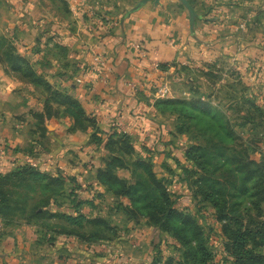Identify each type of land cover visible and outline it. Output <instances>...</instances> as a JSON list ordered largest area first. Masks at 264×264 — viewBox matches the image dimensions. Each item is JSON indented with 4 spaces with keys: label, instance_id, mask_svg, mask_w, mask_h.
<instances>
[{
    "label": "rangeland",
    "instance_id": "1",
    "mask_svg": "<svg viewBox=\"0 0 264 264\" xmlns=\"http://www.w3.org/2000/svg\"><path fill=\"white\" fill-rule=\"evenodd\" d=\"M21 1L26 7L31 4L29 0ZM48 1L47 7L42 1L40 6L43 10H48L50 16H31L29 13H23L22 16H18L17 10L15 11L14 0H0V37L3 36L9 43L11 42L17 52L28 60L31 66L42 74L52 86L75 96L72 92L76 85L82 87L88 83L87 79L80 75H85L86 71L90 72V68L83 70L81 65L75 61V55H78L76 51H78V45H85L84 47L87 48H89V45L83 43L82 39L75 41L76 43L73 45H66L65 42L69 41V37H78L77 16H72L66 0H63L68 7L66 11L63 10L62 2L58 0L54 2L53 0ZM191 1L195 3L198 1V4L196 3L197 6H201L202 11L200 13L204 15L200 16L202 21H206V18H209L211 23L220 24V22H226L233 30L232 36L238 38L240 51L242 50L241 52L244 51L246 53L249 50L248 53L252 54L250 53L251 50L258 48L257 54L260 57L253 58V55L246 53L247 57H245V60H241L237 58L239 56V51L237 50L234 55L233 53L220 55L216 59L203 64L196 65L191 62L175 63V66H172V72L157 68L155 71H160L156 73L154 78L148 82L145 81L146 83L141 82L139 84V92L142 95L140 97L143 104L147 105V108L150 107L149 109L152 108L154 110L153 113L146 114L147 118L157 124L160 130H156V135L154 134L153 137L145 135L144 139H141L140 135L137 134L127 133V135L134 141L135 155L133 157L135 159L146 158L151 160L155 173L165 182L172 198L176 200V209L195 216L196 220L204 228V240L206 241L208 252L212 256V260L208 264H232V253L230 251L228 253L225 250L226 241L225 239L223 240L221 227L216 220L215 209L209 204L203 203L201 197L196 196L195 192L197 191V181L209 177L213 171L215 172H213L214 175L218 171L217 175L220 182H225L222 178L227 179V184L232 182L229 173L224 171L225 168L216 169L217 160L222 154L230 161L237 162L246 156L242 151L245 149V145L249 144L253 146V149L246 158L255 164H264V0H212L209 3V10L205 8L202 0ZM120 4L122 7L125 6L122 2ZM107 7L100 6V8H97L96 16H83L82 19L87 21L86 31L98 32L100 23H103V25L111 23L113 26L117 24L118 27V19L116 20L118 16L102 15H106L108 12L110 14H124L126 10L119 9L118 5L116 6L117 10L114 11H109V9L115 6ZM222 7L227 9L226 13H222ZM99 13L101 16H97ZM206 13L207 15L210 14L211 17L206 16ZM71 41L73 42L72 39ZM137 49L140 50L139 47ZM90 54L97 66L101 65L103 68L106 67L104 70H108L109 67L105 65L107 62L105 56L97 52H90ZM142 57H145V54L139 56L138 59ZM94 60H97V62ZM208 65L214 66V77L208 76L206 78L203 76V72L209 71ZM91 67L94 66L92 65ZM180 67L187 68V71L179 72ZM0 70L4 76L18 84V87H12L10 94L13 95V98L9 99L10 103L8 105L6 102L2 103L0 101V136L5 141V144H2L4 148L14 152L19 149L30 150L32 148L33 151L31 153L38 156L37 160L41 163L42 168L46 169L45 172L54 175L60 172L65 178L70 173V176L77 178V183L81 184L82 187H89L90 177H94L95 169L102 167V160L108 158L104 148H96L95 145L89 144L90 131L88 133L79 131L70 133L71 121L68 118L56 121L52 119L58 122L56 124L58 127L55 128L59 135L55 137H53L54 125L50 121L45 122L44 126L48 133L45 139L40 140L35 133V120L32 114L42 111L44 97L38 89L20 82L13 74H7L1 64ZM82 70L84 73H81ZM105 74H108V71ZM128 85L134 90L138 89L135 81L129 82ZM227 85L233 87L225 91L222 86ZM160 86H167L169 92L166 96L160 97L156 92ZM198 94L201 95V100L205 99V102L211 105L212 110L228 122L231 130L235 132V137L238 138H234L233 141L220 139L209 127H206L203 120L198 122V120H190L187 117H183L179 115V109L177 111L166 110V113L161 115L158 114L153 106L155 101L158 100L171 99L188 102L190 98L196 97ZM243 100L250 101L245 103ZM252 102L256 107L262 109V114L254 115L253 121L259 124V128L254 133L252 132L254 129V127H251L252 124H248L246 129L241 126L244 118L250 112L249 103L252 104ZM98 126L100 128L98 136L104 137V130L101 129L99 123ZM108 131L122 132L114 128ZM248 134H251L249 139ZM38 141L42 142L41 147L38 145L40 143L34 144V142ZM61 143L69 144V146L62 148L60 147ZM190 146H198L201 154L205 153V158L201 160L207 172L198 168L194 169L191 163L185 161V151ZM42 148L46 151H43ZM9 150L7 152L2 150L1 152L3 153H0V156L9 158L11 153ZM42 155L47 156V158L45 156V158L42 157ZM53 155L60 156L58 158L59 161H56L57 164L55 161L48 160V157ZM23 157L25 160H22L19 164L29 163L32 167H39L36 159L30 162L26 161L27 156L25 153H23ZM19 164L13 167L12 170L17 168ZM227 168L232 170L233 166L231 165ZM65 173L67 174L65 175ZM118 176L128 179L130 178V173L126 170H120L118 171ZM220 176L223 177L221 178ZM66 190H69L68 187H66ZM91 190L94 189L92 188ZM226 190L235 192L229 185ZM96 194L97 192H93L91 194L92 198ZM91 195L89 194V197ZM238 196L240 198L241 195ZM64 198L66 197L59 200H61L60 203L65 209L64 212L68 213V209H71L70 199ZM229 198V208H236V204L239 201L236 202L233 197ZM95 203L93 209L87 206L84 207V215L105 218L111 226H114L118 235L115 238L109 237L110 241L94 243V252H98L101 258L108 260L119 252L115 244H119L123 250L128 247L121 239L124 237L128 239L131 236L133 238L132 234L134 233L132 232L136 227L145 226V220L138 222L129 220L127 215L117 211V206H115L108 195H103L102 199H95ZM239 210L241 213L245 212L243 207H240ZM52 222L59 226V220H53ZM49 224L55 226V224ZM36 227L41 228L38 222L29 225L25 220H19V218L7 223L0 220V239L5 242L8 240L12 242V239L16 240L17 238L25 240L23 242L28 241L25 246L27 248L26 254L37 252L43 257L40 264H49L46 257V254H48V247L45 244L47 239L43 237L42 232H36ZM32 231L35 234L36 243L40 245L38 248L32 247L29 243ZM84 232L88 233L89 229L84 230ZM141 236L143 235H140L137 239L134 236L138 243L134 242L133 246L138 248V250L131 249L137 251L134 253L137 256L146 258V255H152V257L149 261L148 259H141L137 264H154V260L157 261L159 259L161 260L158 264H169V262H171L170 264H180L178 253L175 251L177 244L171 238L153 230L147 238L145 237V241L142 240L143 242L140 245L139 239ZM120 240L123 244L118 243ZM146 242H149V244ZM85 247L74 246L73 248L74 250L77 248L82 250ZM86 248L84 250L88 255V260H86L85 264H92L95 261L91 259V256L89 257V249L88 247ZM15 252L13 245L9 243L4 245L0 253L4 254L8 260L2 264H13L15 260H13L14 256L12 254L14 255ZM183 262L189 264L185 260ZM23 264H31V261H25Z\"/></svg>",
    "mask_w": 264,
    "mask_h": 264
},
{
    "label": "trees",
    "instance_id": "2",
    "mask_svg": "<svg viewBox=\"0 0 264 264\" xmlns=\"http://www.w3.org/2000/svg\"><path fill=\"white\" fill-rule=\"evenodd\" d=\"M58 1L62 2L63 10L66 11L67 4L63 0ZM0 64L7 74H13L20 82L38 89L44 97L42 111L32 114L35 133L40 140L45 139L48 133L45 122L68 118L71 121L70 133L90 131L89 144L95 145L96 148L103 147L108 156L102 160V167L95 169L93 178L104 192L97 193L90 199H82L80 196L85 192L90 193L92 182L89 181V187H82L73 176L65 178L60 172L50 174L38 167H32L29 163L19 164L10 172L0 174V220L7 223L19 218L29 225L38 222L41 228L36 227V232H42L44 238L49 236V240H53L54 236H66L89 245L102 243L110 241L109 237H118L114 226L103 217L84 215L83 209L85 206L93 209L95 199L108 195L117 206V211L127 215L129 220H145L146 226L171 238L177 244L175 251L178 253L180 264H185L184 260L189 264H208L212 260L204 240V228L195 216L176 209V200L172 198L165 182L155 173L151 160L133 157L134 141L127 133L103 131L104 137L98 136L100 128L97 119L85 112L80 101L68 92L52 86L3 36L0 37ZM158 68L166 70L170 66L160 65ZM207 68L208 72H201L203 76L214 77V66L208 65ZM184 70L187 71V68L180 67L178 71ZM231 87L233 86H222L225 91ZM200 96L198 94L188 102L158 100L153 106L161 115H164L166 110L179 109L178 114L183 117L198 122L203 120L206 127L220 139L233 141L238 138L228 122L214 112L205 99L201 100ZM249 101L243 100L245 103ZM249 110L241 126L246 129L248 124H252L254 133L259 128V124L253 121L254 115L262 114V109L252 102L249 103ZM250 135L248 134V139ZM41 143L34 142L40 147ZM252 149L253 146L247 144L242 152L247 156ZM32 151L30 148L15 152L22 156L25 153L27 159L37 160L38 156L31 153ZM200 151L198 146L188 147L185 151V161L191 163L194 169L207 172L201 160L206 155ZM209 156L211 157L210 154ZM246 156L236 162L230 161L222 154L217 160L216 169L225 168L224 171L229 173L232 182L227 184V179L222 178L223 176L220 177L225 182H220L218 171L215 175L213 171L209 177L197 181L195 195L215 209L216 220L221 227L223 240L226 241L225 250L232 253L231 263L264 264V164H255ZM231 165L233 169L229 170L227 167ZM120 170L128 171L130 178L119 177ZM228 185L235 192H228ZM66 187L69 190H66ZM238 195H241L240 198ZM63 197L70 199L71 209H68V213L64 212L65 209L59 200ZM229 197L239 201L236 208H229ZM240 207L244 208V213L240 212ZM53 220H59V226L52 222ZM86 229H89L88 233L84 232ZM160 260H154V264H158Z\"/></svg>",
    "mask_w": 264,
    "mask_h": 264
},
{
    "label": "crops",
    "instance_id": "3",
    "mask_svg": "<svg viewBox=\"0 0 264 264\" xmlns=\"http://www.w3.org/2000/svg\"><path fill=\"white\" fill-rule=\"evenodd\" d=\"M41 1L47 7L48 0H29L31 2L30 8L26 7L21 0H14L15 11L17 10L18 16H22L23 13H29L31 16H50L49 11L43 10L40 6ZM202 1L205 8H208L212 0ZM66 2L69 5V11H71L72 16H77V36L79 37L70 38L68 36L69 41L65 42L66 45H73L79 39L89 45V48L84 47L85 45H78V51H76L78 55H75V61L81 65L83 70L90 68V72L86 71L85 75H80L87 79L88 83L82 87L76 85L72 93L79 99L85 112L97 119L101 129L104 131L114 128L128 134L140 135L141 139H144L145 135L153 137L155 131L160 130L157 124L147 118V115L153 113L154 110L152 108V110L149 109L150 107L147 108V105L143 104L140 97L142 95L139 92V84L141 82L146 83L154 78L156 73L162 70L155 71L160 65L170 66L166 70L172 72V64L187 62L196 65L203 64L216 59L220 55H230L232 53L234 55L237 50L239 51L237 58L241 60H245L247 54L253 55V58L260 57L257 54L258 48L251 50L250 53L252 54L248 53L249 50L246 51L247 54L244 51L241 52L242 50L240 51L238 38L232 36L233 30L226 22H220V24L211 23L209 18H206V21H202L200 16L204 15L200 13L202 9L200 5L197 6L198 1H196V4L194 1L186 0L190 9L186 8L180 0H66ZM119 2L124 3L125 6H120ZM117 5L119 9H124L126 12L124 14H110L108 12V14L102 16H118L116 18V20L118 19V27L117 24L113 26L111 23L109 25L100 23L98 32L86 31L87 21L82 19L83 16H96V9L100 8V6H108L107 8L115 6L109 9V11H114L117 10ZM104 9L106 10L105 7ZM222 11V13H226L227 9L222 7ZM211 12L213 13V11ZM97 16H101L100 13ZM191 16L193 23H191ZM206 16L211 17L207 13ZM138 47L140 50L137 49ZM88 49L90 50L88 51ZM90 52H97L105 56L107 59L105 65L109 67L108 70H104L106 67L103 68L101 65L97 66L93 62ZM137 53L139 54L137 55ZM143 54H145V57L138 59ZM92 65L94 67H91ZM83 70L81 73H84ZM107 71L108 74H105ZM134 81L138 87L136 90L128 85L129 82L132 83ZM15 83L4 76L0 70V101L2 103L6 102L7 105L10 103L9 99L13 98V95L10 94L12 87H18V84ZM55 121L50 120V123L54 125L53 137L59 135L55 128L58 127L56 126L58 122ZM1 137L0 153L7 152L9 149L4 148L2 144H5V141ZM68 146L69 144H60L62 148ZM2 150L3 152H1ZM10 152L9 158L0 156V174L11 171L13 167L25 160L22 154L12 150ZM44 156L42 155V157ZM45 157L47 158V156ZM59 157V155L49 156L48 160L55 161L57 164L56 161H59ZM26 161L30 162L33 160L26 159ZM36 161L38 168L46 171V169L42 168L41 163L38 160ZM68 176H70V173L66 175V177ZM93 178L90 177V181H93L94 190H91L89 194L91 195L93 192L103 193V189L97 186ZM89 194L88 192L82 193V199L92 198V195L89 197ZM153 230L155 229L146 225L136 227L132 232L134 233L132 234L133 238L131 236L128 239L125 237L121 239L128 247L123 250L119 244H115L119 252L111 259L109 258L110 260L101 258L98 252H94L93 247L95 248V244H85L75 238L66 236H54L53 240H49L48 236L45 243L48 247L47 262L49 264H85L86 260H88V255L84 250L87 249L86 247L89 249V257L91 256V259L95 261L92 264H137L141 259H148L149 261L152 255H146L145 258L134 254L137 251L133 249L138 250V248L134 247L133 243L137 242L135 239L143 235L139 239L141 245L142 240L145 241V237L147 238ZM31 236L30 245L34 248L40 247L36 243L33 231ZM121 240L118 243L123 244ZM23 241L25 240H19V238L16 240L12 239V242L10 240L5 242L0 239V250L9 243L14 246L16 251L14 255L12 254L14 256L13 260H15L13 264H23L25 261H31V264H40L43 257L37 252L26 254L27 248L25 246L28 241ZM146 243L149 244V242ZM74 246L86 247L82 250L79 248L74 250ZM6 260H8L6 256L0 253V264L6 263Z\"/></svg>",
    "mask_w": 264,
    "mask_h": 264
},
{
    "label": "built area",
    "instance_id": "4",
    "mask_svg": "<svg viewBox=\"0 0 264 264\" xmlns=\"http://www.w3.org/2000/svg\"><path fill=\"white\" fill-rule=\"evenodd\" d=\"M241 27H242V26H241ZM95 61L97 62V60H95ZM156 92L158 93V95H159L160 97H163V96H166V95H167V93L169 92V90H168L167 86H160V87L157 89Z\"/></svg>",
    "mask_w": 264,
    "mask_h": 264
},
{
    "label": "water",
    "instance_id": "5",
    "mask_svg": "<svg viewBox=\"0 0 264 264\" xmlns=\"http://www.w3.org/2000/svg\"><path fill=\"white\" fill-rule=\"evenodd\" d=\"M186 8L190 9L189 5L187 4L186 0H180ZM191 23H193V19H192V16H191Z\"/></svg>",
    "mask_w": 264,
    "mask_h": 264
}]
</instances>
